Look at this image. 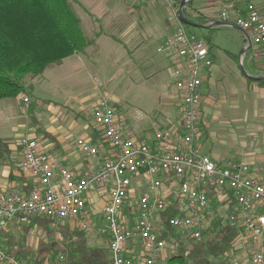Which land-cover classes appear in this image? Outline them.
<instances>
[{
    "label": "built area",
    "instance_id": "1",
    "mask_svg": "<svg viewBox=\"0 0 264 264\" xmlns=\"http://www.w3.org/2000/svg\"><path fill=\"white\" fill-rule=\"evenodd\" d=\"M174 19L176 26L158 51L172 65L176 120L152 137L138 139L111 101L99 98L93 121L110 152L99 169L85 175L43 153L36 138H19L23 158L18 168L35 184L29 193H0V264H35L16 258L6 238L12 226L35 219L86 233L97 230L108 239L110 264H162L168 250L180 249L173 234L206 242V232L221 220L222 211L226 225L238 232L229 251L231 264H264V165L260 172L242 162L219 166L196 144L202 136L205 75L213 66L211 46L184 27L178 10ZM220 19L243 30L264 58V8L250 2L231 11L225 5ZM77 147L88 157L100 149L91 138L79 139ZM98 190L108 195L102 227H96L89 210L90 195ZM173 207L177 214L168 220L172 233L162 214ZM43 264H66L65 257L59 254Z\"/></svg>",
    "mask_w": 264,
    "mask_h": 264
},
{
    "label": "rangeland",
    "instance_id": "2",
    "mask_svg": "<svg viewBox=\"0 0 264 264\" xmlns=\"http://www.w3.org/2000/svg\"><path fill=\"white\" fill-rule=\"evenodd\" d=\"M78 1L71 0V5L81 20L82 31L85 33L88 42L91 43L86 56L82 57L81 61H78V58H74L64 62L65 64L62 66L51 67L42 76L35 79L27 77L23 82L24 91L18 98L0 101V120H4L7 123L8 129L4 133L6 135L10 134L13 140H16L17 136L21 134L20 123L24 122L26 115L27 121L31 119L30 114L36 113L38 107L44 104V100L54 101L73 114L79 112L80 108H86V111L81 115L83 118L85 117V122L87 123L93 115L94 107L92 106L97 104L99 98H107L111 101L118 114L127 119L134 137L138 139L141 138L140 135H135L138 128L152 130L154 133L162 125L174 119L176 120L178 109L175 105L178 100L176 96L169 99V95L174 93L171 89L174 81L168 68L156 69L155 66L158 62H155V66L142 68L137 71L134 70V63H127L128 66L125 67V63L118 60L122 49L116 41L118 38H113L118 36V32L107 29L108 24L106 21L109 14H105V11L111 10V4L105 8L96 9L87 0ZM152 1L157 6V12L154 14L157 22L164 23L169 20L172 13L166 0ZM189 1L193 2V8L183 12L184 18L192 25L198 27H204L201 14L205 16V12L210 11L214 17H217L221 9L226 5H223L225 0ZM244 4H247L246 0ZM119 15L125 16L123 13ZM144 23L146 24V20ZM194 26L187 28V30L205 38L208 42H212L214 51L228 61L230 68H228L227 82L233 83L238 94L237 97H232V99L241 102L243 100L242 91L246 88L243 87V84L247 85L249 79L262 78L259 70L264 69V58H261L254 49L245 54L253 59L251 62L248 61L249 58L244 59L242 63L239 62L241 54L246 49V41L244 34L237 29L220 28L210 33L208 30ZM154 41V43L160 44L158 37H155ZM231 55H235L236 59H233ZM254 56L255 58H253ZM157 57L161 60L166 58L161 53H157ZM253 83L256 85L254 81ZM253 96V107H246L245 110L241 108L242 111H239V116L245 111L249 112L251 120L257 122L254 121L253 123L254 127L252 129L256 133L254 136L263 145L264 90H254ZM26 98L29 99L30 103L24 101ZM232 99L228 98L230 101ZM255 111L260 113L259 117H253L256 113ZM230 113L231 111H221V120L225 118L233 119L234 116ZM237 126L234 122L228 128H236ZM250 131V129L246 131L245 135L247 138L251 136ZM97 195L100 203L105 204L107 202L108 195L103 190H98ZM93 196L95 197V194L92 195V198H94ZM220 215H223L221 218L222 225H226L224 212L222 211ZM95 223L96 227L104 226L103 216L97 215ZM49 228L54 231V236L58 240H62L61 231L64 229L71 233H82L77 227L72 225L50 223ZM83 233L89 248H103L108 251V239L106 236L98 233L97 230ZM211 237V234H207L206 240L209 241ZM7 239L11 252L19 249V246L36 252L40 243H48L49 241L46 230L37 227L29 234H26L17 225L11 227ZM176 243L180 245V249L184 247L187 251L191 250L196 244L191 240L185 239L174 241V244ZM168 251L164 256L167 260L165 263L161 261L162 264H167L169 257L175 254L173 252L171 254V250ZM27 259L37 260L36 257L32 256H28L23 260ZM54 259L52 256H47L45 263L47 261L52 262ZM212 262L231 264L230 253L227 252L223 257L212 259ZM159 264L161 263L159 262Z\"/></svg>",
    "mask_w": 264,
    "mask_h": 264
},
{
    "label": "crops",
    "instance_id": "3",
    "mask_svg": "<svg viewBox=\"0 0 264 264\" xmlns=\"http://www.w3.org/2000/svg\"><path fill=\"white\" fill-rule=\"evenodd\" d=\"M182 1L166 0L172 16L164 23H160L154 17L157 12V6L152 0H87L96 9L105 8L111 4V10L105 11V14H109L106 21L108 24L107 29L118 32V36L112 37L114 39L118 38L116 41L122 48L118 60L125 63V67L128 66L127 63H134V70L137 71L142 68L155 66V62H158L155 66L156 69L168 68L171 77L172 65L167 58L159 59L157 53H159V45L171 35L176 26L174 23V11L180 8ZM244 1L225 0L223 5L231 6V11L243 8L250 2H254L259 7L264 8V0H246V5ZM123 8L125 9L124 11ZM189 8H193V2H189L185 7V11ZM120 13L125 14V16L119 15ZM205 14V16L201 14L204 27L198 28L208 30L210 33L220 28L241 31L246 41V49L241 54L239 62L242 63L247 58L251 62L253 59L245 54L254 49L257 52V48L249 45L246 33L237 27L222 22L220 12L217 17H214L210 11L205 12ZM145 20L146 24L144 23ZM155 37H158L160 44L154 43ZM209 44L211 46L213 66L205 75L201 106L202 136L196 144L205 155L211 157L219 166L225 167L233 162H242L260 172L264 165V144L262 145L261 142H258L257 137L254 136L256 133H254L252 128L255 120H251L249 112L245 111L239 116V111L245 110L246 107H253L254 90H264V83L260 84V81L264 80V69L259 70L262 78L249 79L247 85L243 84V87H246L242 91L243 100L237 102L236 99H232V97L238 96L237 90L233 83L227 82L230 65H228L226 59L224 60L219 53L214 51L213 43L209 41ZM88 49L65 59L59 66L74 58H78L77 60L81 61V58L86 56ZM231 57L236 59L235 55H231ZM171 89L174 93L169 95V99L177 95L173 85H171ZM229 97L232 101L228 100ZM43 103L40 105L41 107H38L36 113L30 114L31 119L27 121L26 115L24 122L20 123L21 134L17 138L24 136L36 138L43 153L57 157L63 166L69 167L76 175H85L99 169L106 158H108L110 148L106 145L102 146L99 138L96 140V145L100 149L95 157L86 156L77 147L79 139L91 138L94 141V130L96 127L93 115L86 123L85 117L83 118L81 115L86 111V108H80L79 112L73 114L54 101L44 100ZM95 106L96 104L92 107L95 108ZM175 106L177 108V103ZM221 111H231L230 114L234 118L221 120ZM259 116L260 113L257 111L253 117ZM234 122L238 126L229 129L228 127L232 126ZM248 129L251 130L250 134L252 137L247 138L245 134ZM7 130V123L4 120H0V132H2L0 133V139L5 140L9 145L8 155L0 162V193L8 191L29 193L34 187L35 181L29 174L20 171L18 168V164L23 158L22 149L16 142L17 138L13 140L10 134L6 135L4 133ZM154 133L152 130L138 128L135 135H140L141 138L139 139H146L147 137H152ZM46 134L50 135L52 139L47 137ZM97 193H93L92 195L95 194L96 198L94 196L92 198L91 195L89 201L91 216H101L104 207V204L98 201Z\"/></svg>",
    "mask_w": 264,
    "mask_h": 264
},
{
    "label": "trees",
    "instance_id": "4",
    "mask_svg": "<svg viewBox=\"0 0 264 264\" xmlns=\"http://www.w3.org/2000/svg\"><path fill=\"white\" fill-rule=\"evenodd\" d=\"M183 25L185 28L193 27ZM89 46L91 43L81 29V20L72 9L71 0H0V101L18 98L24 91L23 82L27 77H40L51 67L61 65L65 59L84 52ZM263 83L261 80L260 84ZM96 129L94 143L99 138L101 145H106L101 131ZM46 136L52 139L50 135ZM8 153V143L0 139V162ZM176 214L174 207L162 214L163 224L172 233L168 220ZM221 222L214 223L206 232L212 235L209 241L195 244L188 251L181 247L169 257L167 264H224L214 263L212 259L223 257L231 250L238 232ZM50 223L35 219L30 224L20 225L26 234L37 227L46 230L49 241L40 243L36 252L19 246L12 254L18 259L36 257L35 264H43L47 256L56 258L59 254L65 257L66 264H110L109 251L89 248L83 232L71 233L64 229L61 231L62 240H58L49 228ZM166 236L164 233L163 237ZM173 236L176 242L181 239Z\"/></svg>",
    "mask_w": 264,
    "mask_h": 264
},
{
    "label": "water",
    "instance_id": "5",
    "mask_svg": "<svg viewBox=\"0 0 264 264\" xmlns=\"http://www.w3.org/2000/svg\"><path fill=\"white\" fill-rule=\"evenodd\" d=\"M189 2H190L189 0H183L180 8L178 9V17H179V20L183 24H186V25H192L187 19L184 18V15H183L184 9L189 4ZM194 27H198V26H194ZM248 43H249V45H251V43H250L249 40H248Z\"/></svg>",
    "mask_w": 264,
    "mask_h": 264
}]
</instances>
